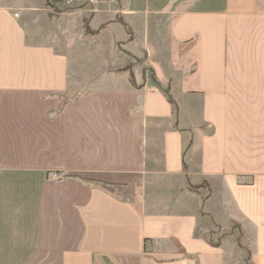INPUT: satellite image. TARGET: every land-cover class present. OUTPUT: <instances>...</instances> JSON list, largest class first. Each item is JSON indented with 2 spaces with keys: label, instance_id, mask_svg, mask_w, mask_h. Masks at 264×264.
Returning a JSON list of instances; mask_svg holds the SVG:
<instances>
[{
  "label": "crops",
  "instance_id": "0c3cea01",
  "mask_svg": "<svg viewBox=\"0 0 264 264\" xmlns=\"http://www.w3.org/2000/svg\"><path fill=\"white\" fill-rule=\"evenodd\" d=\"M48 1L0 0V264H264V0Z\"/></svg>",
  "mask_w": 264,
  "mask_h": 264
},
{
  "label": "rangeland",
  "instance_id": "374dc122",
  "mask_svg": "<svg viewBox=\"0 0 264 264\" xmlns=\"http://www.w3.org/2000/svg\"><path fill=\"white\" fill-rule=\"evenodd\" d=\"M106 2H110V0H49L47 3V7L50 9V11L54 14H59L62 10H68V11H73V10H78L81 8L86 7L87 5H91V8L89 9V11L91 13H95V11L98 10V6H102L104 7L106 4ZM95 7V8H94ZM117 20L118 21H122L124 22V20L121 17V13H118L117 16ZM86 22H88L86 20ZM88 27V26H87ZM127 31L129 33H131L130 28L126 27ZM89 32H91L92 34H94V32L92 30L89 29ZM211 242L217 241L219 239H221L220 237H209ZM220 241V240H219Z\"/></svg>",
  "mask_w": 264,
  "mask_h": 264
},
{
  "label": "trees",
  "instance_id": "16d2710c",
  "mask_svg": "<svg viewBox=\"0 0 264 264\" xmlns=\"http://www.w3.org/2000/svg\"><path fill=\"white\" fill-rule=\"evenodd\" d=\"M86 30L89 32V28L87 26H86ZM164 92L167 96L168 101L176 108L177 107L176 103H175L174 99L172 98V96L169 94V91L165 90Z\"/></svg>",
  "mask_w": 264,
  "mask_h": 264
},
{
  "label": "built area",
  "instance_id": "2783aa9c",
  "mask_svg": "<svg viewBox=\"0 0 264 264\" xmlns=\"http://www.w3.org/2000/svg\"><path fill=\"white\" fill-rule=\"evenodd\" d=\"M110 1L115 2L116 0H110Z\"/></svg>",
  "mask_w": 264,
  "mask_h": 264
}]
</instances>
